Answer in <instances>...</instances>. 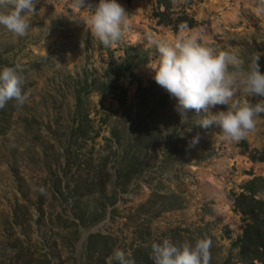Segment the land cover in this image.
Instances as JSON below:
<instances>
[{
  "label": "rangeland",
  "instance_id": "1",
  "mask_svg": "<svg viewBox=\"0 0 264 264\" xmlns=\"http://www.w3.org/2000/svg\"><path fill=\"white\" fill-rule=\"evenodd\" d=\"M119 2L126 25L110 47L77 0H36L24 37L0 26V67L20 65L28 96L0 108V264H106L115 249L154 264L151 243L165 238H207L208 264H243L247 219L234 197L264 200V162L251 159L264 156V114L241 141H222L194 110L183 122L147 65L153 41L202 30V43L236 51L245 70L260 56L264 72V0H171L173 19L197 21L176 32L158 24L156 0ZM126 51L140 60L128 78L115 69Z\"/></svg>",
  "mask_w": 264,
  "mask_h": 264
},
{
  "label": "clouds",
  "instance_id": "2",
  "mask_svg": "<svg viewBox=\"0 0 264 264\" xmlns=\"http://www.w3.org/2000/svg\"><path fill=\"white\" fill-rule=\"evenodd\" d=\"M36 0H0V26L17 37L27 35ZM83 7L86 0H77ZM93 35L110 47L123 37L126 10L119 0H97L87 17ZM188 25H183L187 29ZM201 31L193 30L174 42L155 40L157 59L147 65L155 82L175 100V109L184 123L192 110L201 119L196 123L205 130H220L219 139L239 142L255 127V117L264 114V72L259 58L245 70L236 51L218 50L201 42ZM20 65L0 67V108L15 100L19 106L28 99L23 91L24 78ZM259 97L260 102L234 100L237 92ZM217 105L225 106L216 109ZM199 135L192 139L199 142ZM211 242L199 238L195 242L175 244L165 238L151 243L154 264H208ZM127 253L115 249L106 264H129Z\"/></svg>",
  "mask_w": 264,
  "mask_h": 264
},
{
  "label": "trees",
  "instance_id": "3",
  "mask_svg": "<svg viewBox=\"0 0 264 264\" xmlns=\"http://www.w3.org/2000/svg\"><path fill=\"white\" fill-rule=\"evenodd\" d=\"M130 3L131 0H124ZM97 0H86L84 8L93 11ZM157 12L155 14L158 24L170 27L173 31H178L183 25L193 28L197 21L193 16L183 14L176 19L171 17V0H156ZM163 9V10H161ZM121 64L115 67L116 73L128 78L132 75L133 69L139 64L140 60H132L129 52ZM112 64H114L112 62ZM111 64V67L113 65ZM121 89V88H120ZM101 93H110L111 88L99 89ZM81 130V129H80ZM80 135V133H79ZM253 161L264 162V156H252ZM234 205L237 210L245 216L247 223L242 236L237 241L239 248L240 261L243 264H254L255 261L264 262V200L258 199L253 195L240 193L234 197Z\"/></svg>",
  "mask_w": 264,
  "mask_h": 264
}]
</instances>
